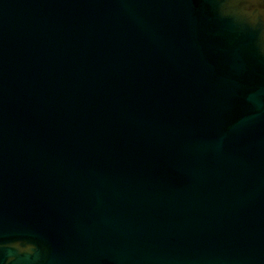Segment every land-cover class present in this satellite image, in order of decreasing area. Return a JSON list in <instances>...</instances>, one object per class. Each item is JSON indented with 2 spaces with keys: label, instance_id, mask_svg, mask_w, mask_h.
<instances>
[{
  "label": "water",
  "instance_id": "obj_1",
  "mask_svg": "<svg viewBox=\"0 0 264 264\" xmlns=\"http://www.w3.org/2000/svg\"><path fill=\"white\" fill-rule=\"evenodd\" d=\"M0 264H264V0H0Z\"/></svg>",
  "mask_w": 264,
  "mask_h": 264
},
{
  "label": "clouds",
  "instance_id": "obj_2",
  "mask_svg": "<svg viewBox=\"0 0 264 264\" xmlns=\"http://www.w3.org/2000/svg\"><path fill=\"white\" fill-rule=\"evenodd\" d=\"M8 256H9V259H11V258H12V254H11L10 252H9Z\"/></svg>",
  "mask_w": 264,
  "mask_h": 264
}]
</instances>
